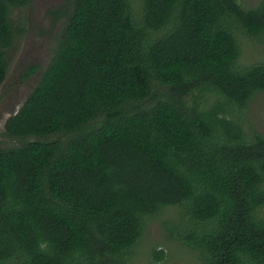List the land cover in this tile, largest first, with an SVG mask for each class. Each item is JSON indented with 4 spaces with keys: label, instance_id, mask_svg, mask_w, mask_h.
<instances>
[{
    "label": "trees",
    "instance_id": "16d2710c",
    "mask_svg": "<svg viewBox=\"0 0 264 264\" xmlns=\"http://www.w3.org/2000/svg\"><path fill=\"white\" fill-rule=\"evenodd\" d=\"M29 2L0 0V85ZM49 13L66 23L5 123L22 143L0 145V264H135L169 207L171 240L198 264H264V132L243 121L264 61L239 62V35L264 37V0H142L139 17L130 0H66Z\"/></svg>",
    "mask_w": 264,
    "mask_h": 264
},
{
    "label": "rangeland",
    "instance_id": "374dc122",
    "mask_svg": "<svg viewBox=\"0 0 264 264\" xmlns=\"http://www.w3.org/2000/svg\"><path fill=\"white\" fill-rule=\"evenodd\" d=\"M66 0H30L26 7L16 11V17L23 29L10 48V66L5 80L0 85V145L14 147L22 143L18 139L4 135L7 119L16 113L35 87L41 73L48 65L60 37L67 16H55L49 10L64 7ZM139 17L142 0H130ZM244 7L258 5L261 0H238ZM67 10V8H65ZM241 44L240 64L246 65L264 61V37L257 39L248 34L239 35ZM33 66L38 69L25 77ZM244 126L264 132V92L251 101L243 113ZM51 136L41 139H55ZM35 139V137H31ZM178 207L166 208L162 213L150 218L143 238L134 248L135 264H198L197 252L183 246L178 240H171L172 230L168 227L180 222ZM264 215V212H262ZM155 250H163V260L154 258Z\"/></svg>",
    "mask_w": 264,
    "mask_h": 264
}]
</instances>
